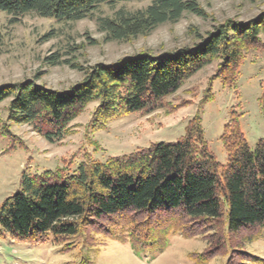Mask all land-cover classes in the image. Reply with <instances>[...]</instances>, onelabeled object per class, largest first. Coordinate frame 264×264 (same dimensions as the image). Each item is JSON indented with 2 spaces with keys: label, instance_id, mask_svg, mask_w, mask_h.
<instances>
[{
  "label": "trees",
  "instance_id": "trees-1",
  "mask_svg": "<svg viewBox=\"0 0 264 264\" xmlns=\"http://www.w3.org/2000/svg\"><path fill=\"white\" fill-rule=\"evenodd\" d=\"M131 1L136 0H0V13L13 19L34 14L77 22L102 4ZM146 1L150 4L143 10L121 9L113 18L100 19L106 40L148 35L178 22L184 13L204 16L194 0ZM263 39L264 12L246 22L216 26L192 46L97 64L82 70V81L65 90L39 84L38 77L0 85V104L9 101L8 122L27 125L48 143H58L87 105L97 103L91 117L95 130L114 118L153 111L213 60L220 62L222 83L233 86L247 56L264 47ZM46 61L68 65L57 55ZM208 100L212 97L207 95ZM259 105L264 113V94ZM221 140L228 153L225 165L209 152L195 117L174 143H154L104 163L84 159L71 172L57 168L24 176L19 191L0 207V238L66 243L69 248L68 242L96 227L114 240L126 236L133 250L148 254L162 250L171 234L201 235L208 250L196 264L221 252L231 257V264L252 263L242 249L264 230V138L251 149L232 118Z\"/></svg>",
  "mask_w": 264,
  "mask_h": 264
},
{
  "label": "rangeland",
  "instance_id": "rangeland-1",
  "mask_svg": "<svg viewBox=\"0 0 264 264\" xmlns=\"http://www.w3.org/2000/svg\"><path fill=\"white\" fill-rule=\"evenodd\" d=\"M204 16L184 13L176 23H166L152 33L127 41H108L99 20L113 18L119 10L136 12L150 2L136 0L102 4L77 22H56L28 14L13 19L0 13V85L35 80L50 89L65 90L82 81V70L97 64H112L125 57L150 52L160 54L192 46L216 26L228 21L246 22L264 12V0H194ZM264 46V39L262 40ZM67 64L49 66L56 56ZM74 64L79 69H71ZM219 60L194 74L179 90L166 97L161 107L150 112L114 118L103 128L91 127L97 103L87 105L71 123L58 143H48L31 127L8 122L7 105L0 104V207L17 193L24 176L63 168L70 172L84 159L104 163L144 149L154 143H174L185 128L199 117L204 140L215 160L225 165L228 153L221 137L226 125L236 119L251 149L264 138V113L259 99L264 94V47L251 52L233 86L218 77ZM208 96L212 100L204 101ZM92 227L67 244H28L0 238V264H196L208 250L201 235L171 234L162 250L143 254L125 240H114ZM252 263L264 264L262 236L242 249ZM240 262L236 259L234 262ZM87 262V263H85ZM233 263V262H232ZM206 264H231L226 252L208 256ZM237 264V263H236Z\"/></svg>",
  "mask_w": 264,
  "mask_h": 264
}]
</instances>
